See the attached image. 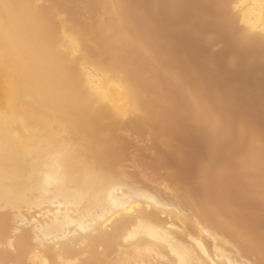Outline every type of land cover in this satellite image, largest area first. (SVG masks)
<instances>
[{
	"label": "bare ground",
	"instance_id": "6f19581e",
	"mask_svg": "<svg viewBox=\"0 0 264 264\" xmlns=\"http://www.w3.org/2000/svg\"><path fill=\"white\" fill-rule=\"evenodd\" d=\"M191 1L0 0V264H264V135L242 112L263 87L256 101L233 92L249 99L231 96L234 110L212 57L196 56L204 79L182 63L163 16L188 33L176 19ZM195 3L217 31L206 44L226 35L230 63L242 61L232 39L252 57L242 66L264 63L250 53L264 46V0ZM195 126L210 149L187 180L162 161H181L174 132Z\"/></svg>",
	"mask_w": 264,
	"mask_h": 264
},
{
	"label": "rangeland",
	"instance_id": "374dc122",
	"mask_svg": "<svg viewBox=\"0 0 264 264\" xmlns=\"http://www.w3.org/2000/svg\"><path fill=\"white\" fill-rule=\"evenodd\" d=\"M198 1H199V0H197V1H196V0H192V1H191V2H193L192 5L194 4L193 8H192V5H191V2H190V5L188 4V5H186V7H183L182 10H181V12H180V15H179L180 17L178 16L179 18L176 19V20H179V19H181V20H185V21H187V22L189 21V22H188V25H190V24L192 23V24H193L192 29L194 30V27H195V28H196L195 30H197V32H196L195 30L192 31V29H191L190 27H188V29H189L188 33L185 32V31H184V30H185L184 27H182V25H180V22H179V21H176V22L174 23V24H177V23L179 22V25H177V27L180 28L179 31H178V28L175 27L176 25L171 26V28H174V29H171V28H169V27H166V26H169V24H170L171 22L174 21L169 15H166V16L164 15V16H163V23H164L165 25H163V23H162V28H163L162 30H163L165 33H166V31H169V33L167 32L166 34H167V36H168L169 38L172 39V41L170 40V41L172 42V43L170 42V44L172 45V46H171V47H172V50L175 52V54L178 56V58H179V56H180V59L182 60V63H183V64L185 63L184 65H185L186 67H188V66H189V65L187 66L188 62H189V61H193L195 67L197 68V69H195V68H193V69H194L195 71H198L199 74L201 73L202 76L204 75V76H203V79L205 78V76L207 77V75H208V73H209L208 71L211 70V69H213L212 67H215V68L217 67V68H216V72H214L215 70H214V71L211 70V71L214 72L215 77H217V78H216L217 80H218V76H222V75H223L222 77H219V79L221 80V82H223V83H227V84H228L229 87L226 86L227 89L230 88V86L232 85V86H231V89H232V90H231V89H228V90H230V91H232V92H231V93H229L230 91L227 92V94L229 93V95H230L229 97H230V98L228 97V95H227L226 93L224 94V91H223V89H224L223 87H224L226 84H225L224 86H221V84H219V86H218L219 90H218V89H216L217 86L215 85V83L217 84V82H219V81L216 80V82H214V81H215V79H214L215 77H214V75L211 73V71H210V73L213 75V80H214V81H213V80H212V81H213L214 83L211 81L210 77H208V78H209V80L211 81L212 86H213V84H214L213 87L215 88V90L218 91V92H220V93L222 94V96H223V97H222V98H223V104H224L225 106L227 105V106L229 107V106L232 104V102L234 103L235 98H237V97H235L237 93L241 92V93H239V96H240V95H242V94L244 93V91H247V92H246V93H247L246 96H247V98H248L249 95H252V94H253L252 91H253V92H254V91L256 92V90H257V88H259V86H260V88H261V87L264 88V80H263V79H264V74H263L264 72H261V73L263 74V75L261 74V75H262L261 77H260V75L257 73V70H258V69L264 68V63H262V59H263V58H260V56H261V57H262V56L264 57V52H263L264 49L260 51V48H261V47L264 48V46H261V47L258 48V49L255 48V50L257 49V50H259L261 53H260V52H257V50L255 51V50L252 48L253 51H254V52H257L258 54L252 53V52H253V51H252V52H250L251 55L257 57V59H258V57H259V60L261 59V63H262V64L260 65L257 61H255V62L258 63L257 66H256V65H255L256 63L254 64V63L252 62L253 64H250V61H248L249 64L252 65V66L254 65V67H252V66L246 64V65H248V67H250V68L252 67V69L248 68V69H250L251 71L247 69V70H248V72H247L248 74H247V73H246V70L244 69V66H246V65H244V66H242V65H243L244 61H247V58H248V60H251L252 57H250V55H248V57H247V58L245 57L246 59H244V57H243L244 55H242V54H243L244 51L247 49L246 46H245L246 49L244 50L243 48H240V47H242V46L238 47V44H237V46L234 45V43H236V42H234V40L232 39V43H233V44L231 43V44L229 45V46H232L231 49L235 50L236 47L239 48V49H237L238 52H237L236 50H235L236 52L234 51L233 56H234V54L238 53V54H236L237 56L235 55V56H236L235 58L241 59L242 61H241V66H239L240 64H237L238 60H236L237 62H235V60L232 61V63L234 62V64L230 63L231 60H233V59L229 58V59H231V60L229 61V59H226V58H228V57H227V55H225V54H227V53L229 52L228 49H230V48L228 47V49H226L227 46H228V45L226 46V44H228V43L231 42V41H230L231 38H227V39H226V35H224V36H225V39L222 40V39L224 38V36H222V38H221V44L223 43V46L220 45V43H219V44L217 43V46H216V42H220V40H218V39H217L218 41L216 40V42L213 41V42H215V44L212 42L211 47H210V44H206L207 40H206V38L203 36V33H205V34H206V33H210V32L212 33V29H213V28H214V30H213L214 32H213V33H217V31H216L215 27L213 26V24H211V25L209 24L210 27L212 26V27H211L212 29H211V28L208 29L209 26H206L205 28H202V27L200 26V25H201V21H199V20H200V17H195V18H194V15H195V14H194V13L191 14V11L193 12V9L196 7V3H195V2H197V4H198ZM209 4H210V3H209ZM209 4L204 3V5H203V11H204L205 13H206V12L209 13V12L211 11V6H210ZM187 6H188V7H187ZM190 6H191V7H190ZM186 8H188V9H186ZM190 9H192V10H190ZM207 9H208V10H207ZM184 10H185V11H184ZM182 11L184 12V14L182 13ZM207 13H206V14H207ZM188 14H189V17H188ZM190 15H191V16H190ZM181 16H182V17H181ZM184 16H185V17H184ZM186 16H187V17H186ZM192 16H193V20H192ZM168 17H169V18H168ZM198 18H199V19H198ZM169 19H170V20H169ZM190 19H191V22H190ZM194 19H196V20H194ZM171 20H172V21H171ZM169 22H170V23H169ZM194 22H195V23H194ZM167 23H168V24H167ZM192 24H191V26H192ZM197 24H198V25H197ZM168 28H169V29H168ZM199 28H200V30H198ZM164 29H165V30H164ZM190 29H191V30H190ZM206 30H207V31H206ZM209 30H211V31H209ZM181 31H182V32H181ZM199 31H200V35H199V33H198ZM172 32H173V34H171ZM175 32H176V33H175ZM179 32H180V33H179ZM191 32H192V33H191ZM201 33H202V34H201ZM177 34H178V35H177ZM191 34H192V35H191ZM205 34H204V35H205ZM171 35H172V36H171ZM183 35H184V36H183ZM179 36H180V37H179ZM227 36H228V35H227ZM228 37H230V36H228ZM177 38H179V39H177ZM201 38H202L203 40H202ZM175 39H176V41H175ZM194 39H195V40H194ZM199 39H200V40H199ZM180 40H181V42H180ZM189 41H190V42H189ZM201 41H202V42H201ZM176 42H177V43H176ZM179 42H180V43H179ZM199 42H200V44H199ZM203 42H204V44H201V43H203ZM191 43H193V44H191ZM196 43H197V44H196ZM208 43H209V42H208ZM173 44L176 45V46H174ZM180 44H181L182 46H181ZM195 44H196V46H195ZM198 45H199V46H198ZM213 45L216 46V47L213 48V47H212ZM240 45H241V44H240ZM207 46H208V47H207ZM221 46H222V47H221ZM182 47L184 48L183 51H182ZM201 47H202V48H201ZM209 47H210L211 49H210ZM233 47H234L235 49H234ZM249 47H251V46H249ZM257 47H258V46H257ZM197 48H200V49H201V51L203 52V55H204V56H201V55L199 56V55H196V54H195V52H199V51H200V49H197ZM207 49H209V50H207ZM240 49H242L243 53H242V51H241ZM250 49H251V48H250ZM250 49H249V50H250ZM261 49H262V48H261ZM177 50H179V51H177ZM195 50H196V51H195ZM203 50H204V51H203ZM211 50H212V51H211ZM226 50H227L228 52H226ZM239 50H240V51H239ZM250 51H251V50H250ZM176 52H177V53H176ZM181 52H183V53H181ZM185 52L187 53L186 56L188 55V56L191 58V60H189L188 62H187V60H188L189 58L187 59L188 56H187V57L185 56ZM202 52H199V53L202 54ZM208 52H209V53L211 52V54H209ZM224 52H225V53H224ZM231 52H232V50H231ZM240 52H241L242 54H241ZM245 52H247V51H245ZM248 52H249V51H248ZM199 53H198V54H199ZM250 53H249V54H250ZM259 53H260V54H259ZM262 53H263V55H262ZM178 54H180V55H178ZM205 55H206V56H205ZM210 55H212V56H210ZM238 55H239V56H238ZM241 55H242V56H241ZM246 55H247V54H246ZM196 56L199 57V59H198ZM208 56H210V57L207 58ZM231 56H232V55H231ZM192 57H193V58H192ZM200 57H201V58H200ZM203 57H205L206 62H207L208 65H210L211 62H212V64H213V66H212V65L210 66L211 68H209V70H208V67H206L207 70H208V71L206 70L207 73H206L205 70H203L204 67H205L207 64L204 66V65H202L200 62H196V61L202 59ZM211 57H212V59H211ZM242 57H243V59H242ZM233 58H234V57H233ZM235 58H234V59H235ZM185 59H186V60H185ZM197 59H198V60H197ZM207 59H209V60H210V59L213 60L214 63H213V61H211V60H210L211 62L209 63ZM255 59H256V58H255ZM184 60H185L186 62H184ZM243 60H244V61H243ZM263 60H264V59H263ZM200 61L203 62L204 59H203V60H200ZM227 61H229V62H228L229 64L227 63ZM239 61H240V60H239ZM252 61H254V60H252ZM242 62H243V63H242ZM196 63H197V64H196ZM225 63H227V64H225ZM235 63L238 65V67H235V66H234ZM238 63H239V62H238ZM245 63H246V62H245ZM245 63H244V64H245ZM191 64H192V63H191ZM191 64H190V66H193V67H194V65H193V64L191 65ZM200 64H201V65H200ZM204 64H205V62H204ZM225 65H226V66H227V65H229V66L233 65V66L237 69V70H236V69L233 68V66H232V67H231V70L228 71L229 73H231L230 71H232V68H233V70H234L235 73H236V74H235V77H236V75H238V74L240 73V72L238 73V72H236V71H238V70H240V71L244 70V72H242V75H243V80H242V82H241L242 75H240V74H239L240 77H238L240 80L237 78V81L239 80V84H237V81H235V78L232 77L233 75H232V76H227V77H226L227 73H226V75H225L224 72L227 71V69H228L229 67H228V68L226 67L227 69H225ZM258 65H259L261 68H260V67L258 68ZM262 65H263V67H262ZM222 67H223V69H224L223 71H221V70H222V69H221ZM239 67H241V68H239ZM191 68H192V67H191ZM206 68H205V69H206ZM219 68H220L221 70H220ZM242 68H243V69H242ZM218 69H219V70H218ZM229 69H230V68H229ZM241 69H242V70H241ZM204 71H205L206 74H204ZM219 71H221V72H219ZM258 71H259V70H258ZM261 71H262V70H261ZM210 73H209V75L212 76ZM216 73H217V76H216ZM223 73H224V74H223ZM229 73H228V74H229ZM237 73H238V74H237ZM232 74H233V72H232ZM256 74H258L259 76L256 75ZM224 75H225V77H224ZM230 75H231V74H230ZM200 76H201V75H200ZM202 76H201V78H202ZM257 77H258L259 79L262 78L263 81L259 80ZM221 78H222V79H221ZM233 78H234V79H233ZM206 79H207V78H206ZM206 79H205V80H206ZM232 80H234L233 83L231 82ZM206 81H207V80H206ZM207 82H208V81H207ZM234 82H235V84L238 85L237 87H234ZM243 82H244V83H243ZM211 83H210V84H211ZM230 83H231V84H230ZM240 83H241V84H240ZM210 84H208V85H210ZM222 85H223V84H222ZM247 85H249V86L247 87ZM261 85H262V86H261ZM212 86H210V87H212ZM244 86H245V87H244ZM250 86H253V87L256 86V88H255V87H254V89L251 88L252 90H250V89H249V90H243L244 88H245V89L250 88ZM213 87H212V89H214ZM238 87H239V89H242L243 91H241V90H237ZM222 88H223V89H222ZM260 88H259V91H260ZM263 88H262V91H260L261 93H264V89H263ZM210 89H211V88H210ZM248 91H251V93L249 94ZM259 91L256 92V95H255V93L252 95V96H254L255 98H253V97L251 98L250 96H249V98H251V99H253V100L255 99V101H256V100H257L256 96H257V93H259ZM225 92H226V90H225ZM233 92H234V93L236 92V93L233 94ZM232 94L235 95V96H233ZM237 95H238V94H237ZM243 95H244V97L246 98L245 94H243ZM243 95H242V96H243ZM258 95H259V97H260L261 95H263V96H261V97L264 98V94H260V93H259ZM231 96H232V98H234V99L231 101L230 105H228L227 101H228V100H231ZM259 97H258V98H259ZM224 98H225V100H224ZM239 99L242 100V99H244V98H240V97L237 98L236 101H238V102H237L238 104H239V101H240ZM245 100H246V99H245ZM263 100H264V99H263ZM263 100H262V98H261V100H260L262 105L264 104V101H263ZM224 101H225V102H224ZM236 101H235V104H233V105H235V106L238 108L239 105H237ZM243 101H244V100H242L241 102H243ZM248 101H249V99L246 101V105L249 104ZM250 101H251V100H250ZM255 101H254V102H255ZM260 101H259V99H258V101H257L258 103H257V102H255V103H256V104H259ZM241 102H240V103H241ZM255 103H252V101H251L250 104H249V107H250V108H252L253 106H256V108L254 107L255 111L252 110V112H253L252 114H253L254 116H253L252 114H250V111H249V110H248V111L245 110V109H246V108H245L246 105H244V102L241 103V105H240V106H241L240 109L245 108V109H243V111H242L243 114H244V117H245L246 115H248V116H246V117H247V118L249 117V118H248L249 121H250V122H253V124H254V126H255V129H256V134H257L258 132H260L259 129L261 130V132L259 133L260 135H258V136L256 135V136H255V137H258V138H259V136H260V137H263V135H264V115H263V114H264V109L261 107V106H262L261 104H259L260 107H257V105H253V104H255ZM242 104H243L244 106H243ZM224 105H223V106H224ZM231 106H232V105H231ZM231 106H230V107H231ZM235 106H234V107H235ZM228 107H227V108H228ZM234 107H233V108L231 107V108L234 109ZM249 107H247V108H249ZM263 107H264V105H263ZM231 108H230V111H231ZM237 108H235L234 110H238V109H239V108H238V109H237ZM259 108H260V111H259ZM234 110H232V111H234ZM244 110L246 111V113H244V112H245ZM256 110H257V112H256ZM261 110H262V111H261ZM232 111H231V114H232ZM240 111H241V110H239V113L242 114V112H240ZM234 112H235V111H234ZM234 112H233V113H234ZM261 112H263V113H261ZM239 113H238V114H239ZM258 113H259V114H258ZM241 114H239V115H241ZM249 114H250V115H249ZM235 115H237V113H236V114L234 113V117H235ZM239 115H237V116H239ZM251 115H252V116H251ZM256 115H257V116H256ZM262 115H263V116H262ZM258 116H259V118H257ZM241 117H243V116H241ZM254 117H256V118H254ZM247 118H246V119H247ZM248 119H247V120H248ZM252 119H253V120H252ZM258 119H259V120H258ZM260 121H261V122H260ZM179 125H182V124L180 123ZM182 126H183V127H186L184 124H183ZM259 126H261L262 128L259 127ZM176 127H178V125H177ZM180 127H181V126H180ZM183 127H182V129H184ZM195 127L198 128V126H195ZM178 128H179V127H178ZM178 128H176V129H178ZM185 129H186V128H185ZM189 129L191 130L192 128H189ZM189 129H186V131H188L187 134H181L180 132H181L182 130H181V128H180V130L178 129L180 132H179V131H178V132L175 131V132H174V136H175L176 138L179 139L178 141L181 140L180 142H183V143H184V141L187 142V140H189V139L191 140V138L193 139V138L195 137L194 135L196 134V137L194 138V139H196V140H193L196 144H195L194 142H192V140H191V142L193 143V144H192L193 147L191 148V142H189L190 146H189V144H187V143H184V145H183V143H181V147L178 148V149L180 150L179 152L182 151V153H183V154L181 153L182 155L179 153L180 155H179L178 158H180V156H182V158L180 159L181 161H179V160L176 159V158H175V160H174V158H172L171 155L168 154V153H169V150H167V151L165 150V151H164V155H165L164 158H165V160L163 159V161H162V162H164L163 164H166L167 166H168V165H169V166L171 165V167H172V164H175V163H176V165H174L173 167H176L177 169L180 167L181 170L179 169V173H180V171H181L182 175L185 173V174H184V177H185V176L188 177V175H189L188 179L186 178L187 180H191L190 178L193 179L194 174H195L193 171H196V170H195V169H196L195 167H197V165H198V160H201L202 158H204V157L206 156V153H207V152L209 153L208 149H210V148H209L210 146H209L208 144H206L205 142L202 141L203 139L200 137V133H199L200 130H199V128L196 129L195 132H191V131H189ZM193 129H194V128H193ZM186 131H185V133H186ZM197 131H198V133H199V134H198V135H199L198 137H197ZM183 133H184V132H183ZM189 133H192L193 135H192V134H189ZM194 133H195V134H194ZM184 137H185V138H184ZM180 138H182V139H180ZM183 138H184V139H183ZM197 138H198V140L201 141V142H200V145H199V142H197V141H198ZM258 138H257V139H258ZM182 140H183V141H182ZM190 140H189V141H190ZM202 142H203V144H202ZM197 143H198V144H197ZM186 144H187V145H186ZM186 146H187V147H186ZM188 146H189V147H188ZM196 146H197V147H196ZM206 147H208V149H206L207 151L205 152V148H206ZM198 148H199V149H198ZM200 148H202V149L200 150ZM181 149H183V150H181ZM187 149H189V150H187ZM196 149H197V150H196ZM130 150H131V149H130ZM184 150H186V151L184 152ZM189 151H191L192 153H191V152L189 153ZM200 151H201V152H200ZM187 154H188V155H187ZM189 154L191 155L190 157H189ZM196 154H197L199 157H200V156H201V157L203 156V157H202V158L200 157V159L197 160V158H199V157L195 156ZM183 155H184V157H183ZM207 155H208V154H207ZM166 156H167L168 158H167ZM183 158H184V159H183ZM191 158H192V159H191ZM167 159H170V160H168V162L171 163V164L165 162V161H167ZM186 159H187V160H186ZM172 160H174L175 162L172 161ZM184 160H185V161H184ZM193 160H195V162H194ZM177 161H178L179 163H177ZM183 161H184V162H183ZM187 161L189 162V163H188L189 166H187V165H188V164L186 163ZM172 162H173V163H172ZM180 162H181V163H180ZM190 164L192 165V167H191ZM196 164H197V165H196ZM177 165H178V166H177ZM183 165H184V166H183ZM194 165H195V166H194ZM186 166H187V167H186ZM183 167H184V168H183ZM187 169H188V170H187ZM191 170H192V171H191ZM177 171H178V170H177ZM188 171H189V172H188ZM192 173H194V174H192ZM191 174H192V175H191ZM263 220H264V219H260V221H258L257 223H258V226H259L261 229L264 230V225H263V224H264V223H263L264 221H263ZM260 224H262V226H261Z\"/></svg>",
	"mask_w": 264,
	"mask_h": 264
}]
</instances>
